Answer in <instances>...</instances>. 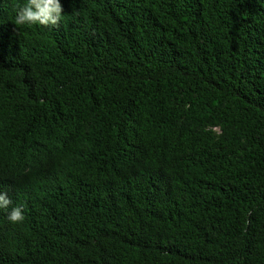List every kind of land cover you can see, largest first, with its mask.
Segmentation results:
<instances>
[{
	"label": "trees",
	"instance_id": "obj_1",
	"mask_svg": "<svg viewBox=\"0 0 264 264\" xmlns=\"http://www.w3.org/2000/svg\"><path fill=\"white\" fill-rule=\"evenodd\" d=\"M25 2L0 0V264H264V0H60L48 27Z\"/></svg>",
	"mask_w": 264,
	"mask_h": 264
},
{
	"label": "clouds",
	"instance_id": "obj_2",
	"mask_svg": "<svg viewBox=\"0 0 264 264\" xmlns=\"http://www.w3.org/2000/svg\"><path fill=\"white\" fill-rule=\"evenodd\" d=\"M63 8L60 0H26L15 17L16 25H35L45 27L57 26L62 18ZM11 204L7 193H0V209H7ZM7 219L13 223H21L25 219L23 207L16 206L8 213Z\"/></svg>",
	"mask_w": 264,
	"mask_h": 264
}]
</instances>
